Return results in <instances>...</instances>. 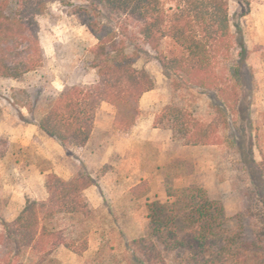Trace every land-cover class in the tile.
Instances as JSON below:
<instances>
[{"label":"trees","instance_id":"1","mask_svg":"<svg viewBox=\"0 0 264 264\" xmlns=\"http://www.w3.org/2000/svg\"><path fill=\"white\" fill-rule=\"evenodd\" d=\"M54 0H0V78L18 80L44 62L37 17ZM73 13L96 40L88 49L90 83L65 84L38 107H29L37 126L61 146L81 148L89 140L102 102L113 106V124L129 130L140 114L139 100L154 87L141 55L151 56L175 89L194 88L213 100L217 121H207L167 104L155 114L183 146L216 144L239 110L242 79L237 63L245 47L231 29L228 0H80ZM264 57V47L262 48ZM89 175L45 177L46 197L26 199L10 220L0 219V264H42L59 246L81 256L88 247L95 211L84 195ZM165 199H146L144 232L127 245L130 264H168L165 253L183 264H264V225L226 214L224 204L201 185L174 186L163 178ZM148 192L145 179L129 189L131 199ZM48 260H53L48 259Z\"/></svg>","mask_w":264,"mask_h":264},{"label":"rangeland","instance_id":"2","mask_svg":"<svg viewBox=\"0 0 264 264\" xmlns=\"http://www.w3.org/2000/svg\"><path fill=\"white\" fill-rule=\"evenodd\" d=\"M79 4L80 0H54L37 17L43 65L18 80L0 78V111H17L21 121L34 122L35 115L28 112L23 117L20 106L29 109L36 102L39 107L61 82L96 78L88 66V49L96 40L73 13ZM228 8L231 29L245 52L238 58L236 43L231 60L220 67V74L227 78V66L239 65L242 92L239 110L228 115L230 125L220 129L218 143L183 146L172 141L168 128L154 126L155 114L167 104L207 121H217L218 114L209 95L194 88L175 89L152 57L141 55L135 65L154 79V87L139 104L137 122L142 121L146 129L135 133L133 126L120 131L113 125L78 150L65 148L73 176L93 179L95 218L81 256L59 246L42 264H130L128 242L145 230L146 199H165V175L176 187L203 186L210 198L224 204L229 217L243 213L246 225H264V0H228ZM105 114L98 118L104 120ZM50 164L34 147H22L0 134V219L10 220L23 206L19 205L22 200L32 199L26 193L36 181L33 166L42 169ZM140 179L147 181L148 192L133 200L129 188ZM165 257L168 264H183L174 254L165 253Z\"/></svg>","mask_w":264,"mask_h":264},{"label":"crops","instance_id":"3","mask_svg":"<svg viewBox=\"0 0 264 264\" xmlns=\"http://www.w3.org/2000/svg\"><path fill=\"white\" fill-rule=\"evenodd\" d=\"M95 80L96 78L91 81H83V83H90ZM64 85L65 84L61 82V84H58L55 88L61 90ZM149 92L150 90L142 94L139 100V104H143ZM107 104L108 103L106 102H102L99 105V108L95 113L93 130L91 132L88 142L84 146H86L88 143L91 142L93 138L92 136H94V134L98 132H103L104 130H108L114 125L113 124L114 112L111 107L109 109L108 105L110 104L108 105ZM19 109H20V114L23 117L27 116L29 112L28 108L24 106H20ZM104 111L106 112L105 114L106 116L105 119L102 120L101 118H98V116L104 114ZM137 123H138L137 125L136 124L133 125L131 132H135V133L142 132L144 129H146V125L142 121H139ZM0 134L7 135L11 142L17 143L22 147L29 145L34 147L39 155L46 158L51 163L48 167L42 169L33 166L34 169L33 174L35 176L34 180L36 181H33L31 184H29L30 186L29 188H27L28 191L26 193L28 197H31L32 199H44L46 197L47 193L45 189V175L48 172H54L63 179H70L74 177L73 175L75 172L70 171V169L67 167L66 164L68 162L66 156V149L63 146H61L54 138L48 136L41 129H39L35 119L34 122H24L19 119V113L17 111L14 114L12 111L1 110ZM75 149L78 150L79 148L75 147ZM92 151L93 153L95 152V150ZM75 161L79 162V158L78 157L75 158ZM92 191L93 189L90 188V186L84 190V195L87 197L91 205H92L91 201H93V199L91 198V193L93 194ZM23 195L25 194L23 193ZM24 203H25V199L22 200L21 203H19V205H24Z\"/></svg>","mask_w":264,"mask_h":264}]
</instances>
